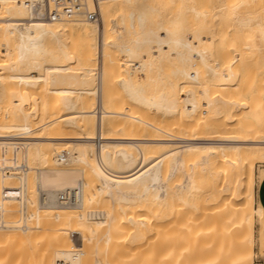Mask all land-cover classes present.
Returning <instances> with one entry per match:
<instances>
[{
	"label": "bare ground",
	"instance_id": "bare-ground-1",
	"mask_svg": "<svg viewBox=\"0 0 264 264\" xmlns=\"http://www.w3.org/2000/svg\"><path fill=\"white\" fill-rule=\"evenodd\" d=\"M89 1L98 22L0 0V157L28 167L0 170V264L264 258V7Z\"/></svg>",
	"mask_w": 264,
	"mask_h": 264
},
{
	"label": "built area",
	"instance_id": "built-area-1",
	"mask_svg": "<svg viewBox=\"0 0 264 264\" xmlns=\"http://www.w3.org/2000/svg\"><path fill=\"white\" fill-rule=\"evenodd\" d=\"M45 17L54 21H65L82 19L87 21L98 22L100 14L98 9L91 7L88 0H46ZM18 148L13 149L10 156L6 155L5 149L1 147L0 170L4 173H11L17 171H25L28 169L26 163L18 164ZM8 191L12 192V196L18 201H23V189L18 187L16 189H5V196ZM10 193V192H9ZM61 205L72 206L76 204L71 195L61 194L59 196ZM23 213V207H22ZM26 215V214H25ZM6 227V219L4 210L0 209V228ZM25 227V226H24ZM72 238L77 240L78 234H72ZM57 264H66L65 262H58Z\"/></svg>",
	"mask_w": 264,
	"mask_h": 264
},
{
	"label": "rangeland",
	"instance_id": "rangeland-1",
	"mask_svg": "<svg viewBox=\"0 0 264 264\" xmlns=\"http://www.w3.org/2000/svg\"><path fill=\"white\" fill-rule=\"evenodd\" d=\"M166 1V0H165ZM180 0H176V2L178 3ZM197 2L199 1H201V0H196ZM214 1H216V2H214ZM223 0H219V2H222ZM227 2V4H231V0H224V2ZM151 2L152 3H154V5L155 6H157V7H160V8H162V7H165L166 5H164V4H166V3H164V1L163 0H151ZM207 2L208 3H213V4H216V5H218L219 4V2H218V0H207ZM89 4L91 5L92 3L89 1ZM197 4V3H196ZM175 6H173V8H174ZM264 7V1L263 0H258V2H257V5H252L249 9H254V12L253 13H255V14H257V13H259V11H258V9L259 8H263ZM173 10H171V12H172ZM171 12L170 13H166V15L163 17L162 16V18L161 19H163L162 20V22L163 23H167V20H165V19H167L166 17H169V15L171 14ZM263 12L261 11V14H262ZM171 16V15H170ZM169 20V19H168ZM161 21V20H160ZM254 35H256V36H259L260 35V33L257 31V30H255L254 31ZM101 44H102V41H101ZM101 47H102V45H101ZM207 59H210V57H209V55H207ZM100 61H101V58H100ZM252 72V71H251ZM255 73V72H254ZM256 74V73H255ZM252 76H254L253 75V73L251 74ZM257 76H258V74H256ZM255 77V76H254ZM259 78V77H258ZM255 82H257V78H255ZM251 81H253L252 79H251ZM259 82V84H260V81H258ZM258 82H257V84H258ZM262 82V84H261V86L262 85H264V83H263V81H261ZM252 83H254V82H252ZM259 84H258V86H259ZM258 86H257V88H258ZM260 87V86H259ZM253 88V90L255 91V88H256V86H255V88L254 87H252ZM248 89L249 88H247V91H248ZM245 90H246V88H245ZM250 90V92L251 91H253V90H251V89H249ZM247 91H244L245 92V94H246V92ZM249 92V93H250ZM257 93H259L258 91H257ZM226 94H229V93H226ZM255 94H256V92H255ZM247 95V94H246ZM250 95V94H249ZM253 99H254V97H253ZM252 100V99H251ZM250 102V101H249ZM253 103V102H252ZM234 107H232V106H230V107H226V109H227V111H229V110H232ZM250 108V107H249ZM264 169V164L263 165H261V164H257L256 165V171H255V180H256V183H255V188H254V190L256 189V186H257V183H258V180H259V178H260V175H261V170H263ZM15 206V205H14ZM257 207V204H255V208ZM16 209H17V207H16ZM32 209V207H30L29 208V210H31ZM15 219H18V217L16 218V216H15ZM257 226V225H256ZM258 227V226H257ZM258 229V228H257ZM258 236V235H257ZM257 247H255V257H254V264H264V258L263 257H261L259 254H258V249H256Z\"/></svg>",
	"mask_w": 264,
	"mask_h": 264
},
{
	"label": "crops",
	"instance_id": "crops-1",
	"mask_svg": "<svg viewBox=\"0 0 264 264\" xmlns=\"http://www.w3.org/2000/svg\"><path fill=\"white\" fill-rule=\"evenodd\" d=\"M255 199L256 204L262 207L264 210V178L261 180V182L257 183L256 189H255Z\"/></svg>",
	"mask_w": 264,
	"mask_h": 264
}]
</instances>
